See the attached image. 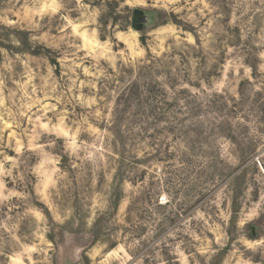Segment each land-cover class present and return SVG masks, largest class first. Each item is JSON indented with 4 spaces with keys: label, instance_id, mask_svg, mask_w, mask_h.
<instances>
[{
    "label": "rangeland",
    "instance_id": "obj_1",
    "mask_svg": "<svg viewBox=\"0 0 264 264\" xmlns=\"http://www.w3.org/2000/svg\"><path fill=\"white\" fill-rule=\"evenodd\" d=\"M0 264H264V0H0Z\"/></svg>",
    "mask_w": 264,
    "mask_h": 264
}]
</instances>
